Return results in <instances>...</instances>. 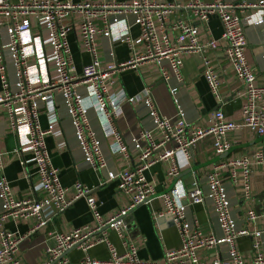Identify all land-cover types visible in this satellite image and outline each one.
<instances>
[{"label":"built area","instance_id":"obj_1","mask_svg":"<svg viewBox=\"0 0 264 264\" xmlns=\"http://www.w3.org/2000/svg\"><path fill=\"white\" fill-rule=\"evenodd\" d=\"M187 1L194 19L170 21L167 32L166 23L176 7L160 0H0V108L7 109L9 127L18 138V147L13 153H28L32 157L30 162L34 164L37 178L34 192L42 196L24 200L14 197L10 183L1 175L8 153L0 140V264H23L16 253L25 237L7 231V222H34L31 230L34 233L79 199H86L95 225L51 234L55 244L48 248L49 257L43 264H61L67 251L80 248L87 252L99 244L108 247L110 258L106 261L88 258L83 264H264V229L259 226L264 211L257 215L249 210L239 222L233 213L236 199L230 195L237 184L236 172L242 170L244 197L251 198L250 175L254 170L264 173V149L239 159L222 160L203 178L193 173L187 205L182 204L176 189L164 195L159 217L173 218L182 240L178 250L166 251L159 262L141 261L137 247L129 239L128 217L155 194L153 184L145 176L151 167L172 162L169 175L176 178L181 174L175 162L177 154L188 158L191 150L208 137H213L214 152L221 156L231 148L228 137L232 132L246 128L264 136V86L257 85L258 73L246 57L249 30L264 29V0ZM71 14L79 15L78 31L74 25L65 23ZM212 15L218 16L223 34L220 40L207 39L202 43L200 37L210 34L208 24ZM134 28L140 29L137 38L132 36ZM72 33L92 56V62L81 71L74 65ZM105 40L109 43L107 51L110 50L111 59H114L113 46L120 43L130 48L131 59L124 64L103 61L100 43ZM208 48L224 51L243 84L245 101L238 121L215 111L208 115V125L203 127L191 123L181 107L179 116L170 120L160 114L148 90L138 97H128L124 91L111 92L117 85L115 76L119 70L154 63L176 95L182 85L185 60L193 54L202 55ZM261 59L264 60V53ZM202 60L203 75L221 102L219 77L209 59ZM87 97L93 102L103 135L116 139L109 155L128 157L130 148L140 152L139 164L134 168L117 171L111 167L112 159L104 154L88 118L89 112L84 106ZM126 102L143 106L146 114L141 132L129 141L116 126ZM60 109L66 110L72 122L84 164L104 171L107 180L117 181L119 190L129 197V204L109 220L102 219L101 204L94 198L93 190L82 183L73 186L75 195L69 198L60 171L52 163L47 138L60 135L56 117ZM42 111H49L47 116L53 117L46 128L41 122ZM156 132L161 134L160 139L154 137ZM224 169L230 171L226 181L221 178ZM195 205L205 207L213 228L209 233L190 218L188 209ZM110 229L121 240L123 254L110 243L106 235ZM241 237L253 241V253L249 256L236 248V241ZM212 251L215 252L213 259L203 257Z\"/></svg>","mask_w":264,"mask_h":264},{"label":"crops","instance_id":"obj_2","mask_svg":"<svg viewBox=\"0 0 264 264\" xmlns=\"http://www.w3.org/2000/svg\"><path fill=\"white\" fill-rule=\"evenodd\" d=\"M80 1L75 0V2ZM160 1L176 7L172 15L169 16L170 20L168 19L169 21L166 23L167 32L170 31V21L175 19H194L193 11L187 8V0ZM204 1L209 2L210 0ZM236 12L238 15H242L240 10ZM78 16L77 14H71L69 18L65 19V23L74 25L77 31L79 27ZM97 23L101 24V22ZM208 27L210 34L202 35L200 37L201 42L203 43L207 39L220 40L223 28L218 16L212 15L210 17ZM139 35L140 29L134 28L132 30L133 38H137ZM248 36L250 44L246 50V57L248 63L258 73L257 85L264 86V60L261 59L264 53V29L252 28L249 30ZM70 41L74 65L76 69L81 71L84 66L92 62V56L85 51L75 33L70 35ZM100 46L101 59L107 63L124 64L132 57L131 50L126 44L120 43L113 46L114 59H111L108 55L110 50L107 51L109 43L106 40L101 41ZM202 58L209 59L214 72L219 77L221 102L214 96L203 75ZM181 74L182 85L179 87L180 91L173 95L169 85L164 82L156 64L140 63L136 68L119 70L115 76L117 85L113 87L111 92L124 91L128 97H138L144 90H148L151 92L160 114L170 120H175L179 116L180 107L186 111L187 118L191 123L203 127L208 125V115L215 111L223 112L227 119L240 120L245 101L242 90L243 84L237 78L221 48L215 51L208 48L204 49L202 55L193 54L189 56L185 60ZM84 106L89 112L88 118L93 131L96 132L101 142L104 154H107L108 158L112 159L110 160L112 162L111 167L117 171H123L138 165L140 152L134 149H129L128 157L109 155L110 146L116 142V139L111 136L106 138L103 135L101 128L97 124V116L90 98L87 97L85 99ZM122 109L123 115L118 118L116 126L118 132L126 136L129 141L132 136L139 135L146 123L145 108L141 105L126 102ZM59 111L61 112L59 113ZM47 113L49 111H42L41 114L43 128H46L50 120L53 119V117L49 118ZM57 113L56 117L59 122L57 130L60 131V135L56 137L49 135L47 144L51 152L52 163L60 171L62 185L68 189L69 198L74 197L73 186L77 182L91 188L94 198L101 204L100 214L102 219L109 220L129 204V197L119 190L117 181L109 182L107 180L104 171L88 168L84 164L83 154L79 150L75 139V129L71 120L67 117L66 110L60 109ZM148 123L147 127L150 128L151 124L150 122ZM154 137L160 139L161 134L156 132ZM0 140L3 150L8 153L4 159L1 175L10 183L14 197L17 200L34 199L36 197L41 199V194L34 192L37 178L34 175V164L30 162L32 159L31 155L28 153H13L18 147V138L9 127L6 108H0ZM228 141L231 144V152L223 162L239 159L246 154L264 149V136H259L246 128L232 132L228 137ZM213 143V137L202 140L191 150L188 158L178 153L175 162L179 166L181 174L176 178H172L169 175L172 162L157 164L145 172L146 179L154 186L155 194L147 202L134 209L127 219L129 239L137 247L138 258L141 261L159 262L164 258L166 251L178 250L181 247L182 240L179 231L170 215L159 217L164 207L163 197L168 194V190L179 179L172 190H178V197H180L182 204H188V197L191 191L189 183L193 173L197 174L198 178H203L207 176L216 164L222 161L207 166L209 162L220 157L215 154ZM22 163L25 164L22 165ZM193 169L199 170L193 172L192 175L181 177ZM236 174L238 178L237 184L234 190H230V195H232L233 200L236 199V201L234 200L233 213L240 222L245 218L249 210H254L257 215L262 214L264 211V173L258 170H254L251 173V198L249 200L244 197L243 171L237 170ZM229 176L230 171L224 169L221 176L222 181L228 180ZM188 213L196 226L205 233H209L213 229L208 220L206 209L202 205L189 207ZM34 224V222L14 223L10 221L5 225L7 231L25 237L16 253V257L23 264H43L48 260L47 250L55 244L51 234L56 232L67 233L77 228L94 226L95 220L89 210L86 199H79L63 213L58 214L46 226L31 233ZM241 225L243 226V224ZM259 226L264 229V219L260 221ZM106 235L118 253L123 254L124 247L116 232L110 229ZM252 247L253 241L251 238L241 237L236 241L237 250L248 256L253 253ZM203 257L213 259L215 252L212 251ZM88 258L95 261L108 260L110 258L108 247L105 244H99L87 252L80 248H74L66 253L62 258L61 264H83Z\"/></svg>","mask_w":264,"mask_h":264},{"label":"water","instance_id":"obj_3","mask_svg":"<svg viewBox=\"0 0 264 264\" xmlns=\"http://www.w3.org/2000/svg\"><path fill=\"white\" fill-rule=\"evenodd\" d=\"M230 150L229 151H227L225 154H223V155H221L220 157H218V158H216L215 160H213L212 162H209L208 164H207V166L208 165H211V164H214V163H216V162H219V161H221V160H225L227 157H228V155L230 154ZM203 168V167H202ZM202 168H200V169H202ZM197 170H199V169H193V170H190V171H188V172H186L185 174H183L181 177H184V176H189V175H192V173L193 172H195V171H197ZM180 177V178H181ZM179 180V179H178ZM178 180H176L175 181V183L178 181ZM193 182H194V178H193V176H192V178H191V180H190V183H189V187L191 188V185L193 184ZM175 183L171 186V188L168 190V192L167 193H169L173 188H174V185H175ZM170 218L173 220V218L170 216ZM67 252H69V251H67ZM66 252V253H67ZM66 253H65V255H66ZM64 255V256H65ZM63 256V257H64ZM62 257V258H63ZM61 258V259H62Z\"/></svg>","mask_w":264,"mask_h":264},{"label":"rangeland","instance_id":"obj_4","mask_svg":"<svg viewBox=\"0 0 264 264\" xmlns=\"http://www.w3.org/2000/svg\"><path fill=\"white\" fill-rule=\"evenodd\" d=\"M15 2H17V0H14ZM62 98V97H61Z\"/></svg>","mask_w":264,"mask_h":264}]
</instances>
